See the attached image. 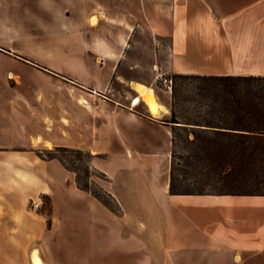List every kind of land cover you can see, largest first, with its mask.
<instances>
[{
  "label": "crops",
  "instance_id": "0c3cea01",
  "mask_svg": "<svg viewBox=\"0 0 264 264\" xmlns=\"http://www.w3.org/2000/svg\"><path fill=\"white\" fill-rule=\"evenodd\" d=\"M5 2L39 16L48 37L26 55L54 75L43 76L48 90L24 91L0 112V264L4 254H72L74 235L93 229L113 236L129 258L122 264H143L138 254H176V264H264V195L171 194V90L153 115L135 87L153 83L122 73L136 66L134 36L143 29L159 76L264 75V0ZM158 37L166 48L153 49ZM7 49L0 47L12 54ZM114 80L130 91H116ZM62 146L92 155L120 216L80 188L60 159L33 155ZM43 195L47 214L34 205ZM138 226L148 228L145 236ZM50 256L45 264H60Z\"/></svg>",
  "mask_w": 264,
  "mask_h": 264
},
{
  "label": "trees",
  "instance_id": "16d2710c",
  "mask_svg": "<svg viewBox=\"0 0 264 264\" xmlns=\"http://www.w3.org/2000/svg\"><path fill=\"white\" fill-rule=\"evenodd\" d=\"M166 122L171 194L264 195V75L173 73Z\"/></svg>",
  "mask_w": 264,
  "mask_h": 264
},
{
  "label": "rangeland",
  "instance_id": "374dc122",
  "mask_svg": "<svg viewBox=\"0 0 264 264\" xmlns=\"http://www.w3.org/2000/svg\"><path fill=\"white\" fill-rule=\"evenodd\" d=\"M21 5L18 2L4 3V0H0V24L2 25L0 26V47L4 49L12 48L10 50L12 54L0 51V112L4 111V107H8L9 103L18 105L17 101L22 100L24 91L31 92L35 86L41 87V90H48L52 86L51 83L44 82L46 79L43 78L46 75H54L52 68L40 64L42 60H35L26 55L28 52L32 53L33 49L39 47L44 41L43 39L48 37L46 29L37 24L39 21L37 14L20 11L17 7ZM9 6L12 10L4 13V7ZM95 21L96 18H93L92 22ZM35 22L37 23L35 24ZM140 30L134 36L137 41V49L139 50L136 66L132 69L125 68L122 72L124 74L123 78L142 79L148 83H153L148 84V87L153 89L157 99L166 101L170 95V90L172 94V87L170 89L168 85L170 84V80H172L173 73L158 75L162 70L157 67L156 59L146 57L145 51H149V43L145 41L144 30ZM139 39H141L140 42H138ZM167 43V39L158 37L156 41L154 38L153 49L156 46L166 48ZM23 78L26 81L41 80L42 82H22ZM112 85L116 91H120L121 93L130 91L128 84L119 80H114ZM120 98L124 100L123 97ZM4 138V136H0V140H4ZM33 155L42 159H50L52 157L60 159L66 168L74 174L76 184L79 187L85 188L84 190L87 189L86 191H89L93 196L97 195L117 215L120 216L122 214L116 203L103 189L102 184L105 183L104 174L91 166L92 155L88 151L62 146L37 149ZM35 204H38L40 211L47 214L50 207V198L43 195L37 199ZM135 229L139 236H145L148 230L147 227L139 226ZM79 235L81 236L79 237ZM76 236L74 235V239L78 240H75L70 248L72 254H52L50 256V254H46L44 251H41L42 254H39L38 250H35L33 254H38L41 264H45V259L49 256L53 258L54 262L60 264H122L129 262L128 257L121 255L119 251L120 245L112 235L102 234L93 229L89 230L88 234L83 232L82 234L78 233V237ZM136 240L138 241L137 251H145L144 243L140 239ZM33 254L30 256L18 253L4 254V264H34L32 260ZM152 257L154 258V262L160 263L163 261L166 264H176L177 259L176 254H154L151 257L150 254H138L137 260L138 262L142 260L141 263L144 262L143 264H150Z\"/></svg>",
  "mask_w": 264,
  "mask_h": 264
},
{
  "label": "bare ground",
  "instance_id": "6f19581e",
  "mask_svg": "<svg viewBox=\"0 0 264 264\" xmlns=\"http://www.w3.org/2000/svg\"><path fill=\"white\" fill-rule=\"evenodd\" d=\"M13 75V74H12ZM14 76V75H13ZM137 90L142 94L143 99L145 103L147 104L150 112L153 115H158L159 110L161 108L160 103L158 102L156 95L154 94V91L151 87L146 86L143 83H136ZM139 102L138 98L134 99V104H137ZM32 260L34 264H41L39 260L38 254L34 253L32 256Z\"/></svg>",
  "mask_w": 264,
  "mask_h": 264
},
{
  "label": "built area",
  "instance_id": "2783aa9c",
  "mask_svg": "<svg viewBox=\"0 0 264 264\" xmlns=\"http://www.w3.org/2000/svg\"><path fill=\"white\" fill-rule=\"evenodd\" d=\"M168 87L171 89V87H172V80H170V84L168 85Z\"/></svg>",
  "mask_w": 264,
  "mask_h": 264
}]
</instances>
